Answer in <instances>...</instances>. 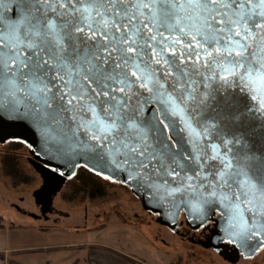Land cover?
Masks as SVG:
<instances>
[{"label": "snow or ice", "instance_id": "1", "mask_svg": "<svg viewBox=\"0 0 264 264\" xmlns=\"http://www.w3.org/2000/svg\"><path fill=\"white\" fill-rule=\"evenodd\" d=\"M5 141L41 199L87 172L224 264L264 250V0H0Z\"/></svg>", "mask_w": 264, "mask_h": 264}, {"label": "rangeland", "instance_id": "2", "mask_svg": "<svg viewBox=\"0 0 264 264\" xmlns=\"http://www.w3.org/2000/svg\"><path fill=\"white\" fill-rule=\"evenodd\" d=\"M28 155V148L24 144H0V219H4L6 224L1 234L7 246L35 249L33 252L18 253L21 255L18 258L20 261L26 264H68V258L74 255L82 259L80 249L70 245L80 241L79 236L75 238L74 230L101 226L111 221L130 222L151 230L160 248L167 252L170 263L224 264L210 251H203L156 223L154 216L142 209L139 200L126 185L108 180H92L88 173H79L54 198V207L68 214L67 217L60 216L56 223L52 221L53 217L44 221L17 211L13 204L22 210L39 214L32 193L41 185V178L26 159ZM98 189L103 195L92 196ZM61 244L50 250L42 248ZM240 264H264V258L258 256L253 261H242Z\"/></svg>", "mask_w": 264, "mask_h": 264}, {"label": "crops", "instance_id": "3", "mask_svg": "<svg viewBox=\"0 0 264 264\" xmlns=\"http://www.w3.org/2000/svg\"><path fill=\"white\" fill-rule=\"evenodd\" d=\"M6 227L5 220L0 219V264H6L13 259L20 264H26L18 258L20 252H33V247L7 246L5 237L1 234ZM147 229L149 228L146 226ZM149 230V229H148ZM130 222H111L93 225L85 229L74 230L75 238L80 241L71 243L80 249L83 258L74 255L68 264H170L167 252L160 248L159 243L150 233ZM56 245L43 249H54ZM18 254V255H17ZM132 262H130V261Z\"/></svg>", "mask_w": 264, "mask_h": 264}, {"label": "flooded vegetation", "instance_id": "4", "mask_svg": "<svg viewBox=\"0 0 264 264\" xmlns=\"http://www.w3.org/2000/svg\"><path fill=\"white\" fill-rule=\"evenodd\" d=\"M28 153H29V150H28ZM28 156L26 157V159L28 158ZM33 169H34V167H33ZM84 173H87V172H84ZM89 174H90L92 180H93V178L94 179H98V180H105L102 177L95 176V175H93L91 173H88V175ZM40 178H41V176H40ZM76 178L77 177H74V178L69 179V177H66L64 179L63 184H62L60 190L56 192L55 196L52 199L51 206H49V208H48V210L46 212L42 213V206H43L42 204H39V205L36 204V206H38V209H39V214H36L38 216L37 219H43L44 221H48V219H50L51 217H53L52 218L53 219L52 221L54 223H56L58 221V218H60V216H62V215L63 216H66V217L68 216V214L66 212H63V211H61L59 209H56L54 207V205H53V202H54V198L56 197V195L62 191V189L64 188V186L68 182H71V180H74ZM42 184H43V181H42V178H41V185ZM50 193L51 192H49L48 195H50ZM96 195L97 196H102L103 193L101 191H99V192H96L95 194L94 193L92 194V196H96ZM13 207L17 211H21V212L23 211V212H25V214L26 213H31L30 211L22 210L19 206L15 205V204H13ZM148 214L151 215V216H154V221L156 220V218H158V215L157 214H152V213H149V212H148ZM173 233L176 234L177 236H179L182 240H185L186 242H188V243H190V244H192L194 246H197V247L201 248L203 251H206V252H209L210 251L212 254L216 255L219 259H221L224 262V257L221 256L220 255V251L217 248L214 247V243L215 242L214 241H209L207 239V234H205V235L191 234L190 232H186L185 231V228L183 226H181V225H177L176 230ZM258 256H261V257L263 256V258H264V250H261L259 252H256V253L252 254L251 256H248V257L237 256V258L234 261L229 262V264H240L242 261H253Z\"/></svg>", "mask_w": 264, "mask_h": 264}, {"label": "water", "instance_id": "5", "mask_svg": "<svg viewBox=\"0 0 264 264\" xmlns=\"http://www.w3.org/2000/svg\"><path fill=\"white\" fill-rule=\"evenodd\" d=\"M6 142L7 141H5L3 143H0V144H4ZM28 150H29V148H28ZM34 151L35 150H29V156H28L27 160L34 167L35 171L37 173H39V175L42 178L43 184H44L45 177L50 175V173L49 172H45V166H44L43 160L41 158H38L37 155L34 154ZM41 173H43V175ZM66 177H68V176H64L62 178H58L57 182L59 183V187L57 188V190L55 192H51L50 195H48L46 200L41 199L40 197H38L36 195V193L40 190V187L43 184L32 193V196H33L35 204H37V205L42 204L43 205L42 206V213L46 212L48 210L49 206H51L53 197L55 196L56 192L60 190V188H61V186L63 184V181H64V179ZM121 184H123V183H121ZM128 188L132 192V194L139 200L143 210H145V211H147L149 213L158 215V218H156V220H155L156 223H158L161 226H164V227L168 228L169 230H171L173 232L176 230L177 225L173 226L170 217H168L165 214H161L156 208L150 206L149 203H147L144 199H142L137 193L132 191V189L130 187H128ZM22 213L25 214V212H23V211H22ZM26 214L29 217L33 218V219H37L38 218V216L36 214H34V213H26Z\"/></svg>", "mask_w": 264, "mask_h": 264}, {"label": "trees", "instance_id": "6", "mask_svg": "<svg viewBox=\"0 0 264 264\" xmlns=\"http://www.w3.org/2000/svg\"><path fill=\"white\" fill-rule=\"evenodd\" d=\"M95 188V187H94ZM95 191H97V192H99L100 191V189H98V190H95ZM0 257L1 258H3V256L0 254ZM128 261H130V260H128ZM130 262H132V261H130ZM133 263V262H132ZM6 264H20L19 262H17V261H15V260H13V259H8L7 260V262H6ZM170 264H173V263H170Z\"/></svg>", "mask_w": 264, "mask_h": 264}]
</instances>
